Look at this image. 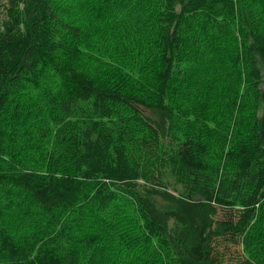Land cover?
<instances>
[{
    "label": "trees",
    "instance_id": "1",
    "mask_svg": "<svg viewBox=\"0 0 264 264\" xmlns=\"http://www.w3.org/2000/svg\"><path fill=\"white\" fill-rule=\"evenodd\" d=\"M0 11V264H264V0Z\"/></svg>",
    "mask_w": 264,
    "mask_h": 264
},
{
    "label": "rangeland",
    "instance_id": "2",
    "mask_svg": "<svg viewBox=\"0 0 264 264\" xmlns=\"http://www.w3.org/2000/svg\"><path fill=\"white\" fill-rule=\"evenodd\" d=\"M1 12V11H0ZM1 15V14H0Z\"/></svg>",
    "mask_w": 264,
    "mask_h": 264
}]
</instances>
